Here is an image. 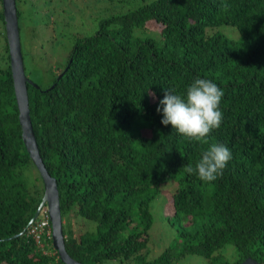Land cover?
I'll list each match as a JSON object with an SVG mask.
<instances>
[{"label": "trees", "instance_id": "trees-1", "mask_svg": "<svg viewBox=\"0 0 264 264\" xmlns=\"http://www.w3.org/2000/svg\"><path fill=\"white\" fill-rule=\"evenodd\" d=\"M77 1L15 0L34 84L30 119L57 184L69 256L81 264H264V0H97L91 12V0ZM85 18L88 35L60 37L68 50L55 72L38 38ZM197 77L224 92L208 145L184 139L157 112L167 89L186 95ZM18 116L0 0V264H63L48 228H27L43 183ZM213 143L232 159L215 181H201L184 167ZM156 200L162 212L172 203L162 218L173 235L150 237Z\"/></svg>", "mask_w": 264, "mask_h": 264}, {"label": "clouds", "instance_id": "clouds-1", "mask_svg": "<svg viewBox=\"0 0 264 264\" xmlns=\"http://www.w3.org/2000/svg\"><path fill=\"white\" fill-rule=\"evenodd\" d=\"M223 6L227 9L226 4ZM152 95L155 98V94ZM223 96L224 92L214 82L197 77L187 88L186 95H177L174 94V90L167 89L164 98L159 101L160 106L157 108V112H162L161 123L165 126L172 125L175 132L182 135L184 139L208 145L209 134L214 129H219L222 124L223 113L220 110V104ZM231 159L232 153L228 147L213 143L202 152V158L198 160L195 167L188 164L184 170L189 174L196 173L201 181L212 182L222 175L223 169ZM44 210L47 212L46 206L41 209L38 217L32 223L33 226L41 222ZM47 217L49 237L51 238L48 212ZM34 223L37 224L34 225ZM169 228H174L176 232L175 226L170 225ZM42 253L47 254L45 251Z\"/></svg>", "mask_w": 264, "mask_h": 264}, {"label": "water", "instance_id": "water-1", "mask_svg": "<svg viewBox=\"0 0 264 264\" xmlns=\"http://www.w3.org/2000/svg\"><path fill=\"white\" fill-rule=\"evenodd\" d=\"M4 19L5 36L8 45L9 62L11 67L13 89L19 112V124L21 127V136L23 144L29 155V158L35 165L43 183V196L34 216L29 221L30 226L38 217L41 209L46 206L50 227L51 242L53 249L57 252L60 261L63 264H81L73 260L65 249L61 210L59 205V194L55 179L47 172L40 157L38 145L33 132L30 119V110L28 102L27 85H33L25 75L21 44L19 37V26L15 0H1ZM60 78V77H59ZM27 226V227H28ZM23 233L20 234L22 236ZM149 264V263H146ZM241 264H258L256 261L247 258Z\"/></svg>", "mask_w": 264, "mask_h": 264}, {"label": "rangeland", "instance_id": "rangeland-1", "mask_svg": "<svg viewBox=\"0 0 264 264\" xmlns=\"http://www.w3.org/2000/svg\"><path fill=\"white\" fill-rule=\"evenodd\" d=\"M77 2L80 6H83V3H87L88 0H79ZM90 2L91 3L88 7L90 12H91V9L95 8V10H96L97 7H99L96 3V2H98L97 0H91ZM81 15H84V14L80 13V16ZM86 16L88 17V15H86ZM86 16L84 15L83 17H86ZM86 19L87 18H85L83 20H79V23L65 22L64 23L65 27L64 26L60 27V28L65 30L64 33H61L60 30L52 29L48 33L49 35L46 34L45 37L43 36L41 40H40V38H38L39 42H42V44H45L44 46H46V49L48 50L46 53L47 59L54 66L55 72H57L58 69L62 68L61 66H58V63H59L60 59H62L63 57L66 56L65 53L68 50L67 45H65V43L61 40L60 37L69 39L70 41L73 42L76 39V37H82V36L88 35V31L91 30V26H86L84 24L85 23L84 20H86ZM55 21H57L56 18H55ZM147 28L151 31H157L159 29L158 26H155L153 24H149L147 26ZM21 35H22V32H21ZM47 37L50 39L49 42H52V44H49L48 46H47ZM38 41H37V43L40 44ZM21 44H22V48H23L24 47V40L22 39V36H21ZM43 51L45 52L46 50L44 49ZM142 130L143 129L138 128V131H142ZM143 133H144V135H148L147 132H143ZM157 200L154 201V212H153L154 216H155L154 225H156V228H155L156 232L155 231L151 232L150 237L155 238L156 233H157V238H159L160 235H162V234H163V236H168L170 234L173 235V233L175 232L174 228H169L170 225L165 221L164 218H162V216L164 214L170 215V216L172 215L173 210H172V206H171V201H169L166 208L163 209V212H164V214H163V212L159 210V209H162L163 203L162 204H156ZM155 204H156V206H155ZM157 208H159V209H157ZM156 252H159V250L156 249ZM46 253H47V255L50 254L49 252H46ZM187 260L188 261H185V264H192L193 263V261L191 259H187Z\"/></svg>", "mask_w": 264, "mask_h": 264}, {"label": "built area", "instance_id": "built-area-1", "mask_svg": "<svg viewBox=\"0 0 264 264\" xmlns=\"http://www.w3.org/2000/svg\"><path fill=\"white\" fill-rule=\"evenodd\" d=\"M43 215H44V220H41V222L38 225L34 226L31 230V233L34 232L40 233L41 229H43L44 227L48 228V221H47L48 217H47V212L45 210L43 211ZM46 236L49 237V231L47 232Z\"/></svg>", "mask_w": 264, "mask_h": 264}]
</instances>
